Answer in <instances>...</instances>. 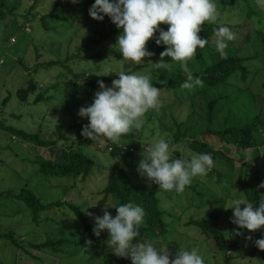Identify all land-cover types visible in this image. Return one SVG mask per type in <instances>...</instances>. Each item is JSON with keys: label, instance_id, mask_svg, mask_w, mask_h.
Masks as SVG:
<instances>
[{"label": "rangeland", "instance_id": "374dc122", "mask_svg": "<svg viewBox=\"0 0 264 264\" xmlns=\"http://www.w3.org/2000/svg\"><path fill=\"white\" fill-rule=\"evenodd\" d=\"M4 1L7 7H4L6 16L0 18V123L28 130L38 134L44 140L56 141L57 145L42 148L23 142L19 137L14 138L7 131H0V193L8 190L19 192L28 185L37 192L43 203L64 198L69 203L81 205L83 209L88 206L93 217L102 216L106 204L99 206L103 198L101 191L106 186L112 161L109 152L106 151L105 139L103 143H100L102 147L85 144L88 139L82 137L80 133L82 126L88 121L77 115L80 107L92 103L95 93L91 98L67 96L64 83L82 79H75L67 71L64 72L59 65L46 68L48 70L44 71L40 64L50 60L63 61L66 56L80 52L81 58L89 60L76 62L73 66L74 72L85 73L86 77L93 82L103 81L105 85L111 86L112 80L117 78L115 75L121 71L129 74L140 72L150 76V82L154 87L165 84L164 75L167 71H174L176 65L179 64L175 62L167 70H158L149 63L148 57L135 65L122 60V54L114 47L118 33L113 39L109 38L97 46L93 45L96 33H111L118 29L107 16L103 21L93 20L88 14L93 4L88 3L89 0H77L76 3L82 6L78 8V17L74 21L63 19V15L67 12L56 9L54 5L56 0ZM68 1L73 3L72 0ZM248 2L255 12L251 17L248 16V9L243 1L227 9L223 8L218 0H214L217 11L216 25L226 26L233 33V40L228 42V46L243 48L244 57L249 56L252 59L247 63L250 69L247 82L240 83L238 77L236 83H239L242 88H249L254 94L253 97L245 95L238 104H233L217 116L216 122L212 124L215 128L230 126L233 123L243 125L254 118V111H259L264 118V47L260 33L264 32V0H248ZM11 8H14L12 13L8 12ZM44 16H49L47 18L48 28L42 24L41 18ZM52 19L56 21L51 23ZM159 27L167 30L168 26L161 24ZM53 28L57 29L53 30ZM155 35H158V32ZM213 43L215 44V37ZM22 63L30 67L33 71V78L40 83L37 91L30 95L28 101L24 103L17 97L18 90L29 85L27 84L29 79L26 76L28 74L24 69H20ZM204 63L200 50H197L196 55L188 61L190 67L194 69L201 67ZM35 68H37L36 71ZM53 87L56 89L53 90ZM39 93L50 100L36 103L35 100ZM188 97L189 94L184 91H161L158 105L144 114L142 127L139 130L132 129L128 132L137 137L134 141L135 148H132L136 159L129 166L128 172L138 183L147 184L155 191L161 192V195H165V191H159L158 185L142 178L137 172V165L142 155H146L154 137L165 138L170 148L175 146L170 152L171 159H180L181 155L190 158L193 154L188 147L192 141L191 135H199L200 140L213 145L216 150L224 149L227 156L234 161V170L231 171L222 161L211 157L214 166L205 175L193 178L191 184L177 197L164 196L162 208L170 213L167 216L168 231L159 240L150 242L154 247L168 251L167 244L174 241L181 245L182 249H196L206 264H222V256L211 239L190 225V222L206 218L214 211L231 210L226 208L231 206L230 202L233 199L244 200L243 191L237 183L241 175L239 169L244 164L257 165L255 169L259 171V178L253 181L264 197V188L260 187V184L264 182V151L263 148L242 151L233 146L221 145L214 137L200 135L206 121L199 115L190 119L193 111L187 108L189 103L184 102ZM7 98L9 102L4 104ZM18 118H20L19 121ZM180 123H184L181 128L182 133L189 127L190 129L187 135L177 143L174 134L178 131L177 125ZM117 143L126 148L132 141L120 138ZM65 148L83 151L96 162L97 166L88 179L73 181L44 178L36 172V166L31 161L41 158L61 161ZM176 152L180 154L177 155ZM0 203V226L3 230H15V236L26 238L28 242L39 244L46 240L54 242L61 238L75 239L77 234L89 239L82 230L77 228L83 229L81 221L67 206L53 208L43 214L44 217H53L55 222L43 220L38 224L34 223L24 207L15 204V201L0 196ZM96 206L99 209H95L97 211L94 212L93 209ZM245 206L240 205L241 209ZM19 210H21L20 214L17 213ZM112 210L113 207L107 208L109 213ZM225 226L226 221L223 220L222 227ZM101 237L106 236L102 233ZM261 237L260 229L254 232L248 231L239 249L233 254L234 264H263L264 250L258 249L254 244V241ZM99 244L107 247L105 241ZM25 247L37 258H32L27 254L28 251L23 249L17 251L11 246V242L1 238V263L13 264L14 261H18L19 264H40L37 261L39 259L45 264H78L85 258L83 252L70 256L59 255V257L40 253L28 244ZM65 248L76 250L68 246ZM107 251L110 252V249L107 248ZM111 255L110 264L113 262L127 264L125 258ZM103 256L104 254L94 264L100 263Z\"/></svg>", "mask_w": 264, "mask_h": 264}, {"label": "trees", "instance_id": "16d2710c", "mask_svg": "<svg viewBox=\"0 0 264 264\" xmlns=\"http://www.w3.org/2000/svg\"><path fill=\"white\" fill-rule=\"evenodd\" d=\"M218 1L223 8L227 9L229 6H234L239 3V1H243L245 3V7L248 9V16L251 17L255 14L253 9L250 7L248 0H231V2H228V0ZM90 2L94 3V0H89L88 3ZM54 5L57 10L67 12L63 15L64 20L71 19L73 21L78 17V8L82 6L80 3L74 4L68 0H56ZM4 7L7 8L5 1L0 0V18H4L6 16ZM67 9H69V11H67ZM13 11L14 8L8 10V12L11 13ZM48 17L44 16L41 18L42 24L45 28H48ZM55 21V19H52L51 23ZM217 28L218 26L215 22H205V24L201 27V31L198 33L201 38H208L209 40V43L205 45L203 49H198L201 51V56L203 57L205 63L197 69L191 68L188 64L193 76H198L201 79V86L193 89H182L180 84L184 81L185 75L179 65H176L174 71H167L164 75L165 84L159 85L156 88L166 92L184 91L189 94V97L186 98L184 102H188L189 107L187 108H190L193 111L190 114V119H192L195 115H199L201 119L206 121L204 129L201 131L200 135L214 137L221 143V145L233 146L238 150L247 151L263 148L264 151V118L259 111H254V118L243 125L233 123L230 126L220 128L212 126V124L216 122L217 116L221 115V113L225 110H228L233 104H238L245 95L248 97L254 96L253 92L249 88H242L239 83H236L238 77V81H241L240 83L247 82L248 75L250 73L247 63L252 60L251 57H244L243 48L228 46L226 49V58H221L216 52L215 44L213 43L214 31ZM55 29L57 28H53V30ZM24 33L28 35L27 32L24 31ZM117 33L120 34V30L113 31L111 33L98 32L94 38L93 45L97 46L103 40H108L109 38L113 39ZM260 33L264 47V32L261 31ZM154 36L156 35L154 34ZM164 47V45L157 46L154 39L147 43V50L153 53L151 57H148L150 62L154 63L159 61L160 53L164 50ZM88 60L89 59L84 57L81 58V53L79 52L76 55L66 56L63 61H45L40 64V67L44 68V71H47L48 69L46 68L59 65L64 72L67 71V73L74 76L75 79H82L79 81L70 80L64 83L67 96H84L86 98H91V96L98 91L97 82L91 81L88 77H86L85 73H75L73 69L76 62H86ZM165 60L167 61L168 58H165ZM69 62L71 64H68ZM169 63L172 65L175 62ZM22 64V66L20 65V69H24L28 74L26 76L29 79L27 83L29 85L21 87L17 92V97L22 103H24L28 101L30 95L37 91L40 83L36 82L35 78H33V71L30 67L26 63ZM36 70L37 68H35V71ZM54 89L56 88L53 87V90ZM40 93L36 97V103L43 100H50ZM8 102L9 98L5 99L4 104H7ZM19 120L20 118H18V121ZM177 126L178 131L174 134V136L176 138V142L179 143L181 138L187 135L190 127L182 133L181 128L184 126V123H180ZM0 131H7L11 133L14 138L19 137L23 142L32 143L42 148L57 145L56 141L53 142L44 140L38 134L31 133L28 130L18 129L17 127L7 126L3 123H0ZM120 138L130 139L132 143L127 145L125 148L118 145L117 142H112L105 138L107 146L106 151L109 152L108 154L112 161V168L108 173L106 186L101 191L103 198L100 200L99 206H102L103 204H111L113 210L109 214L115 216L116 210L114 206L128 202L140 205L144 209L145 216L144 222H142L139 227L140 235L137 237V240L140 242L150 243L151 241L157 239L159 240L168 231L169 223L167 221V216L170 213L162 208V198L164 196L177 197L179 193H176L175 191H165L166 194L161 195V192L155 191L149 185L141 184L135 181L129 174L128 168L136 159L132 152V148H135L136 143H134V141L137 137L133 133H128L124 134ZM190 138H192V141L189 143L188 147L192 153H208L214 159L222 161L231 171L234 170V161L227 156V152L224 151V149L216 150L213 145L200 140L199 135H191ZM99 143L100 142L98 141L88 140L85 144L95 147L98 146ZM108 148H111V150L109 151ZM176 154L179 155L180 152H176ZM256 160L257 158L253 161L255 162ZM31 163L36 166V172L44 178H61L73 181H85L92 175L94 168L97 166L96 162L83 151L71 148H65L63 150L61 161H54L51 159L45 160L41 158L31 161ZM256 166L257 165L253 163L241 166L239 169L241 175L237 181L238 186L242 189L245 196L244 200L252 203L254 208L261 200H264L261 191L253 181L259 178V171L255 169ZM249 175H251V177H249ZM191 188L195 189L194 187ZM0 196H5L7 199H11L13 202L15 201V204H18L20 207L23 206L28 212L31 220L38 224L43 220L55 222L53 217H44L43 214L53 208L67 206L81 221L83 229L79 227L77 228L80 231L82 230V232L89 238L87 240L77 234L75 239L61 238L54 242L46 240L45 242L38 244L28 242L26 238L15 236V230L13 229L3 230L0 226V239L2 238L3 240L11 242V246L17 251L19 249L28 251L25 247V245L28 244L31 248L39 251L40 253L43 252L46 254H52L53 256H70L83 252L85 258L78 264H94V262H97L103 254L104 256L98 264H110L112 261V252L107 251L108 247H104L99 244L101 241H106L108 239V235L107 233H104L106 237H101L102 232L101 235L97 237L93 234L92 229L94 226V217L88 206H86V212L91 213V216L82 211L84 209L81 205L69 203L64 198L43 203L41 198L37 195V192L28 185L24 186L21 190H19V192L8 190L4 193H0ZM95 209H99V207L96 206L93 209L94 212L97 211ZM20 211L21 210L17 211V213L20 214ZM226 218L228 219L226 220ZM231 218V210L214 211L206 218L192 220L190 222V225L196 227L200 232L206 234L207 237L211 239L216 250L222 256V264H234L233 254L239 249L242 240L248 232L247 229H237V226L230 222ZM223 220L226 221L225 227H222ZM237 232L240 234L237 235ZM260 234L264 236V228L260 229ZM167 245L168 251L171 253V256L169 257L170 259L174 258V252L182 249L181 245L174 241L169 242ZM67 246L75 248L76 250L73 251V249H66L65 247ZM27 254H29L32 258H37L34 253H30L28 251ZM37 261H39L40 264H45L43 260L40 261L37 259ZM125 261L127 264H131L130 259L125 258ZM0 264L4 263H1L0 261ZM13 264H19V262L14 261ZM113 264L119 263L113 262ZM204 264L206 263L204 262Z\"/></svg>", "mask_w": 264, "mask_h": 264}, {"label": "clouds", "instance_id": "9594fccd", "mask_svg": "<svg viewBox=\"0 0 264 264\" xmlns=\"http://www.w3.org/2000/svg\"><path fill=\"white\" fill-rule=\"evenodd\" d=\"M76 3L77 0H72ZM93 20L103 21L107 16L120 30L115 48L125 61L139 64L153 53L146 45L154 39L157 46L164 45L157 62H149L155 69L167 70L169 62H178L185 79L182 89H193L202 85L201 79L194 77L188 61L209 43L198 33L205 22H215L217 17L214 0H94L88 10ZM166 24L167 30L160 28ZM158 32V35L154 36ZM215 50L221 58H226L228 42L233 33L226 26L214 31ZM165 58H168L166 61ZM111 86L97 81L99 91L91 104L79 108L77 115L86 118L88 123L82 126L81 136L103 143L106 138L117 142L121 136L132 129L139 130L143 125L144 114L159 103L162 90L153 86L148 74L119 72ZM170 148L165 138H153L146 155L137 165L142 178L155 183L159 191L181 193L190 185L193 178L203 176L214 166L208 153H193L190 158L181 155L180 159H171ZM264 188V182L260 184ZM231 223L237 229L254 232L264 228V200L255 206L241 199H233ZM246 205L241 209L240 205ZM105 205L102 216L94 217L93 234L97 237L107 233L105 241L112 254L118 258L131 260V264H204L196 249H180L169 258V252L156 248L151 243L140 242L139 227L143 222L144 209L132 202L114 206L116 215L112 216ZM86 212V209L82 210ZM91 216V213H87ZM237 235L240 233L237 232ZM251 239V237H248ZM255 246L264 250V236L254 241Z\"/></svg>", "mask_w": 264, "mask_h": 264}, {"label": "built area", "instance_id": "2783aa9c", "mask_svg": "<svg viewBox=\"0 0 264 264\" xmlns=\"http://www.w3.org/2000/svg\"><path fill=\"white\" fill-rule=\"evenodd\" d=\"M50 1V0H49ZM99 147H102V145L99 143ZM108 150L110 151L111 150V148H108Z\"/></svg>", "mask_w": 264, "mask_h": 264}]
</instances>
